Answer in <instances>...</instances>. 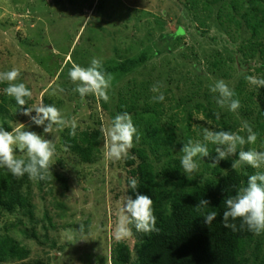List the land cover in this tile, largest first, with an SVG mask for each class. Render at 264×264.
<instances>
[{
  "label": "rangeland",
  "instance_id": "rangeland-1",
  "mask_svg": "<svg viewBox=\"0 0 264 264\" xmlns=\"http://www.w3.org/2000/svg\"><path fill=\"white\" fill-rule=\"evenodd\" d=\"M187 1L0 0V71L19 69L20 82L33 93L30 107L41 102L54 105L69 125L62 131L44 133L27 115L12 122L13 129L23 125L24 130L50 140L56 155L49 178H29V188H24L30 192L34 220L22 210L0 212V234L11 233L31 251L28 258L10 264H112V246L118 241L115 230L124 214L131 167L126 160L106 157L105 137L99 159L84 163L67 149L62 135L73 120L80 129L109 127L114 114H119L122 96L138 93L140 108L146 102L162 108L163 119L173 120L183 147L189 140L203 143L204 131L214 132L224 122L232 133L246 138L247 131H241V126L247 122L257 133V141L238 145L232 164L238 162L240 150H264V116L259 113L264 110L263 86L256 88L245 79L261 77L264 67L258 56L240 61L238 52L240 45L249 42V28L244 21L240 26L233 23L228 35L215 25V13L210 16L199 8L195 14ZM142 52L150 54L145 64L120 77L113 75L107 103L91 95L81 99L73 91L75 85L68 76L73 64L88 67L95 57L104 66ZM222 59L227 62L213 73V62ZM241 79H245V94L250 98L241 95L235 112L227 106L221 108L216 103L220 94L211 92L210 86L223 80L235 90ZM157 82L163 84L165 94L159 103L153 102L155 93L151 91ZM175 155H184L179 146ZM16 156L26 159V152ZM124 240L134 258L133 234ZM256 242L263 253L264 232L257 235Z\"/></svg>",
  "mask_w": 264,
  "mask_h": 264
},
{
  "label": "trees",
  "instance_id": "trees-1",
  "mask_svg": "<svg viewBox=\"0 0 264 264\" xmlns=\"http://www.w3.org/2000/svg\"><path fill=\"white\" fill-rule=\"evenodd\" d=\"M186 6L195 14L199 8L209 11L207 15L210 16L215 13V25L228 35L232 34L233 23L240 26L244 21L251 36L247 44L238 48L241 53L240 61L242 58L248 62L258 56L262 60L261 68L264 67V0H188ZM171 36L175 37L176 33ZM149 57L148 52H142L136 57L121 59L103 67L106 72L120 77L141 67ZM222 61H214L210 70L217 74L227 62L224 59ZM261 68L257 70L260 71ZM261 77H264V71ZM245 83L244 79L237 85L234 99H240L241 95L250 98V94H245ZM2 85L0 127L12 131V122L26 115L14 98L4 93L6 85ZM125 97L119 98L118 113H129L140 134L138 143L134 138V147L130 149V158L126 159V163L131 167L130 178L138 179V192L153 200L159 232L143 234L136 232L134 226L130 225L135 238V257L133 258L130 244L124 239L119 240L112 246V264H264V252L262 253L261 245L256 242V234L246 226L241 228L240 219L232 221L229 218V222L236 224V231L222 224L226 208L224 201L245 187L248 176L257 170L245 164L242 168H233L231 156L213 164L217 146L208 144L211 156L194 158L199 163V169L203 168L204 172H198L191 180L188 179L181 166L182 157L175 155L177 146L180 151L183 146L177 141L173 120H164L163 109L150 106L148 102L140 108L138 93ZM30 102L27 99L23 108L30 107ZM259 113L264 116V110ZM223 115L227 116L226 113ZM208 116L212 117L210 113ZM222 124L223 127L215 129L214 132H232L229 124ZM99 129L76 127V135L72 136L69 127L64 130L62 141L80 161L94 163L99 159L104 140ZM29 185L27 174L16 178L7 168L0 167V212L13 213L22 210L34 220L30 192L24 190ZM128 196L135 199L136 193L128 188ZM201 199L208 200L209 205L198 206ZM209 211L217 212L210 225L204 222L203 217ZM31 234L36 237V233ZM30 253V249L11 233L0 234V264L26 259Z\"/></svg>",
  "mask_w": 264,
  "mask_h": 264
},
{
  "label": "clouds",
  "instance_id": "clouds-1",
  "mask_svg": "<svg viewBox=\"0 0 264 264\" xmlns=\"http://www.w3.org/2000/svg\"><path fill=\"white\" fill-rule=\"evenodd\" d=\"M68 76L75 85L73 91L78 93L81 99L86 96H95L107 103L110 99L109 89L112 87L114 79L111 73L104 70L101 59L93 58L88 67H82L73 64L68 72ZM21 72L17 68L11 70L0 71V84H5L4 93L14 98L19 108L23 109V114L30 117L32 122L37 126H42L44 133H53L56 130H63L68 122L60 109L51 104L40 103L33 107L23 108L27 104V99H31L33 93L25 85L20 82ZM250 85L264 86V77L250 75L245 77ZM163 84L157 82L151 88L155 93L152 97L153 102H163L165 94L162 91ZM63 91V89H60ZM213 93L219 92L221 99H217L216 103L228 110L235 112L240 108V101L234 99L235 91L231 89L223 80L217 81L210 86ZM27 98V99H26ZM227 102V104H226ZM33 111L35 115H32ZM219 118V113L216 114ZM70 135H76V122H71ZM247 131V137L229 132L216 131L203 133V141L193 142L189 140L181 149L184 155L181 158V166L188 179H192L199 172V163L194 158L210 157L211 152L208 144L224 145L215 147L217 155L213 158V164H217L222 159L237 154L238 145L255 144L257 141V133L253 131L250 124L245 122L241 126V131ZM99 131L105 137L106 157L113 161L126 160L130 158V149L134 147L135 142L140 140V134L134 125L132 117L129 113L124 112L117 114L111 121L109 127L101 126ZM26 152V159L17 158L16 152ZM56 155V146L50 140L34 131L24 130V126L17 127L12 131H7L0 127V167L7 168L13 176L21 178L25 174L30 179L46 180L49 178L50 166L55 162L53 157ZM134 158V157H131ZM239 164H245L257 171L248 176L247 185L238 190L234 196L227 198L224 203L226 205L222 216V224L226 228L237 230V226L233 222L240 219V227L245 226L256 235L264 232V150H240L238 152V162H234L232 167L236 168ZM140 184L138 179L130 178L125 191L130 188L136 193V198L126 196L123 204L122 212L115 230V239L123 240L132 235L130 225L134 226L136 232L143 234L158 233L156 227V216L153 210V200L147 195L138 192ZM209 201L201 199L198 206L207 207ZM216 211H209L203 215L204 222L211 224L216 218ZM81 230L83 226L81 225Z\"/></svg>",
  "mask_w": 264,
  "mask_h": 264
}]
</instances>
